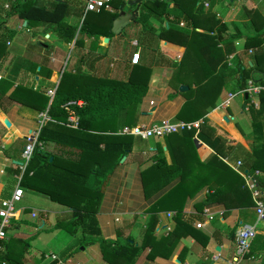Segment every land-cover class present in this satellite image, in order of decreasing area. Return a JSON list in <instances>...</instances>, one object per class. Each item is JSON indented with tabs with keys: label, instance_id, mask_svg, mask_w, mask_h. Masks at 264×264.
I'll use <instances>...</instances> for the list:
<instances>
[{
	"label": "crops",
	"instance_id": "obj_1",
	"mask_svg": "<svg viewBox=\"0 0 264 264\" xmlns=\"http://www.w3.org/2000/svg\"><path fill=\"white\" fill-rule=\"evenodd\" d=\"M4 1L1 0V3L3 4ZM11 1L16 6L20 1L26 0ZM33 1L47 8H51L54 2H59L56 0ZM60 1L67 2L74 12L66 18L68 25H77L75 38L70 44L58 39L53 27L43 24L26 26V22H22L15 16L7 17V12L0 6V82L10 84L6 93L0 87L2 93L4 92V96L0 93L2 105L0 106V126L5 129V134L0 137V200L11 195L17 186V177L22 174L21 172L18 175L15 172L17 168L20 169L17 163L19 158L15 152H10V155L6 156L4 151L10 149L18 140L26 142L32 140L35 143L41 127L49 120L46 109L39 111L40 106L31 97L26 100L22 96L13 98L11 93L15 87L32 89L36 93L45 95L49 91L55 93L65 72L79 77H103L105 80L127 82L129 76L137 73L140 67L150 71L147 92L132 110V117L128 118V112L125 111L119 115L116 125L118 134L137 125H149L162 120L183 121L180 118L181 111L186 104L189 105V99L199 97L202 105V100H206L204 108L198 103L192 107L203 113L214 98L213 108L203 118L207 120L206 125L208 123L213 136L226 139L225 146L234 147L229 158H221L222 161L231 168L236 167L238 162L242 163L245 152H252L255 145L254 135L251 131V121L246 113L251 103L255 109H258L259 101L252 100L253 97L242 93L243 90L226 89L217 72L222 64L234 69L239 60L240 63L252 65L253 59H249L246 55L249 54V50L254 49L256 52L264 50V0H199L205 13L199 15L200 20L196 21L202 22L203 26L193 28L195 19L190 20V17L189 25L184 20L174 25L181 31L194 29L197 33L204 35L206 40L208 37L214 39L201 51L200 66L203 74L199 73L197 77L201 79L190 86L193 91L191 95L186 83L193 79V74L185 72L184 69L179 75L177 70L187 52L188 35L183 32L169 35L164 30L174 23L172 15L166 19H163V16L159 19L157 13L160 14L161 10L151 16L142 12L143 6L146 8L153 6L151 4L153 0H138L139 2L134 6H128L127 2L135 0H124L126 4L122 10L137 8V16L134 18L132 16L127 25L117 34L111 32L114 19L112 20L108 14H102L99 10L86 13L84 3L78 0ZM143 1L145 4H142ZM157 1L165 2L168 10H171L174 4L185 5L187 9L192 8V0ZM199 1L197 4L200 3ZM105 10L108 13L114 11L112 7ZM138 18L142 19L137 23ZM82 22L100 28L103 32L110 28L113 37L104 36L95 39L83 36L79 32ZM259 34L262 41L260 47L244 48L243 45L248 37ZM79 38L80 41L76 43ZM213 43L216 44L213 45ZM136 53L139 54V62L133 65L131 58ZM212 71L215 72L208 75ZM230 77L231 85H233L234 75ZM4 86L5 84L2 88ZM182 86L188 89L180 91ZM229 95H232L230 99ZM48 97L50 98L49 106L54 95ZM247 97L250 101L245 102ZM254 97L257 98V95ZM228 99L229 103L226 106ZM150 102L153 104L151 105ZM70 113H73L70 118L77 120L74 112ZM44 116L47 119L42 123ZM133 138L136 137H132L131 150L124 156L123 162L116 163L107 172L105 188L100 197L95 218L101 238L104 240L116 241L118 236L131 237L138 246L150 218V214L146 213L147 209L178 183V179L169 183L163 181L160 189L155 187L146 189L143 175L155 168L156 158L160 155H163L166 163L170 165L175 159L174 154L178 153L173 148L178 145L169 142L165 137L140 139L139 145L135 146ZM193 140L195 152L186 160L190 159L197 170L189 173V179L196 173L204 175V171L199 170L197 166L209 163L215 154L197 136L195 138L194 135ZM158 145L161 148L160 152L157 151ZM238 146L241 150L237 148ZM240 169L248 172V169L243 167ZM255 172L260 173L259 177L264 178L263 171ZM15 181V187L8 189ZM6 186L8 190L4 191ZM208 187L207 184L201 188L183 205L182 217L191 220L194 232L191 235L175 236L176 212L173 210L159 212L153 233L156 242H161L164 246L160 249L164 254L149 257L150 249L146 248L139 251L134 264H264V248L257 249L254 246L258 237L264 238V221H257L254 206L227 209L223 203L214 202L203 205L201 210H197L196 204L205 199ZM261 187L264 200V182ZM22 189L23 197L28 194L44 210L40 209L37 216L33 218L32 213L35 212H31L29 216L26 215L27 207L16 208L18 216L10 220V227L6 230V239L0 250V262L5 260L7 264H53L55 262L58 264H108L102 257L99 245L95 250L93 249L94 241L89 245H83L84 239L79 234L72 235L74 246L72 242L69 243L67 251L59 254L51 250H42L43 245L52 243V238L56 240L52 235L53 232L59 231L56 225L71 220L69 217L71 209L51 201L49 197L37 191L24 187ZM3 192L6 197L3 196ZM47 208L52 209L53 212L46 210ZM204 211L213 215L211 221L205 219L202 214ZM51 214L56 215L55 221H52ZM171 214L172 217L169 216ZM29 217L33 219L40 217V222L30 226L34 222L30 224ZM198 222L204 223L201 229L195 227ZM242 224L255 225L256 235L251 241L248 252L239 256L235 235L239 229L238 226ZM48 230L51 231L43 234ZM231 233H233V239L230 238ZM50 235L51 238L48 237ZM205 237L208 240L204 245ZM164 239L167 240L166 243ZM15 242L23 243L24 247L20 256L17 254L19 250L15 247ZM253 249H255L254 252ZM73 250L75 252L68 256ZM50 255L56 256L57 260L46 259Z\"/></svg>",
	"mask_w": 264,
	"mask_h": 264
},
{
	"label": "trees",
	"instance_id": "obj_2",
	"mask_svg": "<svg viewBox=\"0 0 264 264\" xmlns=\"http://www.w3.org/2000/svg\"><path fill=\"white\" fill-rule=\"evenodd\" d=\"M198 1H191V9L185 8V5L174 4L172 9L168 10L165 2L157 0H153L152 7L146 8L143 6L142 8V12L149 16L155 15V12L161 10L160 14L157 13L159 19L162 16L163 19H166L172 15L174 23L164 29L169 35L180 32L188 35L187 52L177 70L179 75L182 74L184 69L185 72L193 74V79L186 83L189 86L188 92L191 94L193 91L190 86L195 84L196 80L201 79L197 77L199 73L203 74L200 66L201 51L204 50V46L211 44L214 39L207 36L208 40H206L204 35L197 33L194 29L181 31L174 25H177L181 20L189 25L188 18L190 17V20L195 19L192 24L193 28L203 26L202 22H197L200 20L199 15L205 13L201 2L199 1L200 3L197 4ZM125 4L124 0H110L109 6L113 8V13H108L104 8H101L99 12L108 14L113 20ZM142 4H145V1ZM192 10L194 11L192 12ZM72 13L74 12L71 6L64 1L54 2L51 8H47L35 4L33 0H26L24 2L20 1L18 5L10 8L7 17L15 16L22 22H26V26L30 27L40 24L53 27L58 39L70 44L74 40L77 31V25L70 26L66 23V18ZM141 19L138 18L136 22H140ZM79 32L83 36L95 39L104 36L113 37L110 28L108 31L103 32L100 28L87 22H82ZM79 41L80 38L76 40V43ZM261 43L259 34L255 37H248L245 46L247 49L260 47ZM215 44L213 43V45ZM251 64H243L239 60L234 69L222 64L217 73L223 81V86L230 89V91H233V89L243 90L247 87L248 80L263 88L257 95L258 109H255L251 103L248 105L246 113L251 121V131L254 135L255 145L251 153H244L242 167L253 174L256 170L264 172V80L259 75L255 78V74H253L254 71L264 73V50H259L254 54ZM214 72L212 71L208 75H212ZM149 74L148 69L140 67L137 69V73L129 76L127 82H118L101 80L99 77H79L78 75H72L70 72H65L49 106L50 98L45 94L36 93L32 89L15 87L11 93L13 98L22 96L26 100L31 97L40 106L38 110L43 111L46 109L49 117V120L45 122L38 133L24 171L22 174L19 168L15 171L18 175L21 174L20 186L44 194L51 201L71 209V220L63 224H57V226L64 227L71 235H75L78 232L77 229L80 228V235L84 239L83 243L96 241L103 259L108 264H134L139 251L146 248L150 249L149 257L164 254L160 251L164 246L161 242H156L153 233L157 222V214L161 211L173 210L176 212L177 227L174 233L175 236L180 234L183 236L186 234L191 235L194 232L191 227L192 222L182 217L183 205L188 198L193 197L196 192L207 184L209 187L206 197L196 204L197 210H201L203 205L214 202L223 203L227 209L254 206L243 178L221 159H228L234 147L225 146L226 139L213 136L214 134L209 130L208 123L206 125L207 120L203 118L213 108L214 98L208 109L200 113L197 109L192 108L194 104L197 105L196 103L201 104L199 97H196L192 100L189 99V105L186 104L183 107L180 118L184 122L200 120L197 137L215 152L213 160L207 164L197 166L199 170L204 171V175L194 173L195 175L189 179V173L192 170L193 172L197 170H195L196 166L190 162V159L186 160L188 156L192 157L191 154L195 152V141L193 140L195 130L168 135L167 140L178 145L173 148L178 151L177 154H174L175 159L168 165L163 155L157 157V165L152 171L143 175V181L146 189L152 187L160 189L164 183L163 181L169 183L178 179V183L147 209L146 213L150 214V218L140 245L137 246L135 240L131 237L118 236L116 241L101 238L95 213L106 184L107 177L103 178L102 175L131 150L132 143L131 136L118 134L117 120L124 111L128 112V118L132 117V110L141 102L147 92ZM231 75H234L232 78L235 79L233 85H231ZM4 84L5 86L2 88ZM0 87L6 93L10 84L0 82ZM1 89V96H4ZM202 101L204 105L206 100L203 99ZM248 101L250 99L247 97L245 102ZM78 102H81V104H78ZM0 106L2 107L1 103ZM70 112H74L77 118L76 128H72L68 120L71 116ZM4 134L5 129L0 126V137ZM27 145L26 141L18 140L10 149L5 150L4 154L9 156L10 152H15V155L19 158L17 160L18 165H22L24 163L22 153ZM237 148L241 150L240 146ZM157 151H161L159 145ZM257 180L259 185L262 186L264 178L257 177ZM230 238L233 239V233L230 234ZM164 240L166 243L167 240ZM207 240V237H205L204 245ZM254 246L257 249L264 248V238L258 237ZM252 251L254 252L255 249ZM74 252L75 250L70 252L68 256H71ZM53 264H58V262Z\"/></svg>",
	"mask_w": 264,
	"mask_h": 264
},
{
	"label": "built area",
	"instance_id": "obj_3",
	"mask_svg": "<svg viewBox=\"0 0 264 264\" xmlns=\"http://www.w3.org/2000/svg\"><path fill=\"white\" fill-rule=\"evenodd\" d=\"M8 0H5L3 4L0 0V6L4 9H8ZM82 3H84V11L87 12H94L98 11L101 8L107 9L109 8V1L110 0H78ZM252 50H249V53H251ZM139 62V54H133L131 58V64L136 65ZM1 80V76H0ZM263 88L257 85H254L253 82L250 80L247 82V87L245 90L242 91V93H247V95L255 96L260 93V91ZM48 96L53 97L54 92L49 91ZM232 97V95H229V99ZM229 99L226 101V106L229 103ZM152 105L153 102H150ZM67 109V108H66ZM73 114V113H71ZM47 117L44 116L43 122L46 121ZM69 122L71 123V126L76 127L77 120L69 117ZM41 123V124H42ZM200 129V122H172L169 120H162L157 123H151L149 125H137L130 129H125L120 132L122 135H128L131 137H136L142 140H148V139H162L167 137L170 134L174 133H182L184 131H191L195 130V138L199 132ZM34 142L32 140H29L28 145L23 149L22 153V159L24 160V163L20 165L21 172L24 171L27 161L29 160L31 156V152L34 147ZM244 180V184L248 192L250 193L251 199L254 203V211L257 218V221H264V200L263 198V190L261 185H259V182L257 180V177L260 176V173L254 172L253 174H250L246 172V170H242V163L238 162L236 167H232ZM20 180L21 176L17 177V186L12 191L11 195L6 198L0 200V250L3 248L2 243L6 239V230L10 227V220L15 219L18 216V210L14 207V204L20 203L24 191L22 187L20 186ZM203 216L207 221H211L213 218V215H211L208 211H204ZM37 213H32V217H36ZM172 217V214L169 215ZM204 223L198 222L196 223L195 227L197 229H201L203 227ZM256 235V229L255 225H248V224H242L239 229L236 232L235 235V243L237 248V253L239 256L245 255L250 247L251 241L254 239ZM46 259H50L51 261L57 260V257L54 255L47 256ZM237 260V259H235ZM0 264H7L5 260L0 262Z\"/></svg>",
	"mask_w": 264,
	"mask_h": 264
},
{
	"label": "rangeland",
	"instance_id": "obj_4",
	"mask_svg": "<svg viewBox=\"0 0 264 264\" xmlns=\"http://www.w3.org/2000/svg\"><path fill=\"white\" fill-rule=\"evenodd\" d=\"M8 2V5H9V8L8 9H4V11L5 12H7L8 13V11H9V9L10 8H12V7H14L15 6V3H13L11 0H8L7 1ZM244 46V48H246V46H245V44L243 45ZM242 49H243V47H242ZM251 50V49H250ZM252 54H248L247 52H245V53H247L246 55L249 57V59H254V54L256 53V50H254V49H252ZM255 52V53H254ZM101 80H104L105 78H103V77H99ZM93 80V79H92ZM92 80H91V82H92ZM91 82H90V84H91ZM75 85H76V83L75 82H73ZM96 84H98V83H96ZM99 84H101V83H99ZM246 89V87L243 89V90H245ZM189 95H191V93L189 92ZM243 96V95H242ZM253 97V99L252 100H256L257 102H258V98H256V97H254V96H252ZM237 99H239V98H237ZM236 99V100H237ZM235 101V100H234ZM233 103V102H232ZM139 142H140V139L139 138H133V143H135V146H136V144L137 145H139ZM28 143V142H27ZM125 159V157H123V158H121L120 160H119V162L121 163V162H123V160ZM107 172L108 171H106L102 176H103V178H106L107 177ZM17 181V180H16ZM16 181H15V183H13L12 185H10V187L8 188V189H13V186H14V184H16ZM7 187L8 186H6V187H4V191H7L8 189H7ZM15 187V186H14ZM10 189V190H11ZM2 194V193H1ZM3 194H4V192H3ZM4 197H6V195L4 194L3 195ZM44 203V205H47V203L46 202H43ZM39 206H41V205H39L38 203H36V201H35V199H33L32 197H29V195L28 194H26L24 197H23V199H22V201L20 202V203H17V204H14V207L15 208H21V207H27L28 208V212H27V214L26 215H30V213L31 212H39L40 211V209L41 210H44V209H42V207H39ZM46 210H48V211H50V212H53V210L52 209H50V208H47ZM70 214V213H69ZM51 219H52V221H55V217H56V215L54 216L53 214H51ZM69 217H71V216H69ZM72 218V217H71ZM38 219V220H37ZM37 219H33L32 217L30 218H28V221L30 222V224H32L33 222H34V224L33 225H30V226H35V224L36 223H39L40 221H39V219H40V217L39 218H37ZM57 226V225H56ZM241 225H239L238 227H240ZM57 229L59 230V231H57V232H53V234L52 235H54L55 236V238H56V240H54V238H52L53 240H52V243L51 244H46V245H43L41 248H42V250H45V251H53V252H55V253H61V252H64V251H67L68 250V248H67V246H69V243H73V246H74V242H73V240H72V238L71 237H73L71 234H69L66 230H65V228L64 227H60V226H57ZM51 230H48L47 232H43V234H45V233H49ZM77 233L76 234H79L80 235V228L79 229H77ZM48 237H50L51 238V235L50 236H48ZM92 241H89V242H86V243H84L83 245H86V244H88V243H91ZM82 243H83V241H82ZM136 243V242H135ZM15 247L17 248V250H19L18 251V253L17 254H19V256L22 254V251H23V243H17V242H15ZM77 248V247H76ZM94 250L95 249H98V244H97V242L96 241H94V248H93ZM22 250V251H21ZM32 261V260H31ZM32 262H34V261H32Z\"/></svg>",
	"mask_w": 264,
	"mask_h": 264
},
{
	"label": "water",
	"instance_id": "obj_5",
	"mask_svg": "<svg viewBox=\"0 0 264 264\" xmlns=\"http://www.w3.org/2000/svg\"><path fill=\"white\" fill-rule=\"evenodd\" d=\"M56 1H60V0H56ZM139 1L138 0H135V1H128L127 2V5L128 6H134L138 3ZM134 17L137 16V8L135 10H122L119 15L112 21V28H111V32L112 33H119L121 31V29L127 25V23L129 22V20ZM106 42H107V39H106ZM255 75H259L261 76V78L264 80V73H261V72H258V71H254ZM188 88L185 87V86H182L180 87V91H184V90H187ZM91 243H88L87 245H89Z\"/></svg>",
	"mask_w": 264,
	"mask_h": 264
}]
</instances>
